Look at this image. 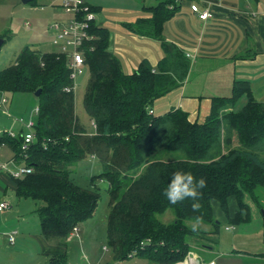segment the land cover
I'll list each match as a JSON object with an SVG mask.
<instances>
[{
  "label": "trees",
  "instance_id": "16d2710c",
  "mask_svg": "<svg viewBox=\"0 0 264 264\" xmlns=\"http://www.w3.org/2000/svg\"><path fill=\"white\" fill-rule=\"evenodd\" d=\"M177 3L157 0L144 6L148 17L126 25L134 33L162 39L163 24L176 14ZM89 33L93 37L81 46L88 69L82 102L93 131L80 122L74 92L65 89L73 83L65 55L24 45L15 62L0 70V92L40 90L35 140L22 150L23 130L15 136L6 132L0 145L10 148L11 160L32 167L22 177H11L18 197L37 201L41 234L62 244L74 226L92 216L100 198L95 177L107 182V247L115 260L141 256L151 264L182 262L193 251L188 236L218 232L213 200L232 223L250 218L245 194L264 208V100L252 96L249 81L236 79L229 96H212L201 121L191 120L180 107L149 113L185 78L188 58L164 43L167 51L156 67L143 59L128 73L109 50V28L91 21ZM243 95L246 102L236 108ZM171 152L178 155L168 157ZM88 155L102 171L93 176L91 187H81L70 177L71 166ZM177 170L205 179L199 212L192 210L191 200L172 205L162 195ZM167 210L173 219L164 221L158 215ZM196 216L203 217V224L193 231ZM65 257L61 254L60 261Z\"/></svg>",
  "mask_w": 264,
  "mask_h": 264
},
{
  "label": "crops",
  "instance_id": "0c3cea01",
  "mask_svg": "<svg viewBox=\"0 0 264 264\" xmlns=\"http://www.w3.org/2000/svg\"><path fill=\"white\" fill-rule=\"evenodd\" d=\"M85 1L98 6L97 13L105 11L98 0ZM156 2L154 0V3L146 4L143 1L136 10L129 7L126 11L123 8L122 13L108 9L102 22L95 19L97 23L109 28V50L118 56L123 70L128 73L136 70L143 59L156 67L166 54L164 43L180 49L190 61L188 72L181 83L155 101V113V107H160L164 112L172 107H180L187 111L191 120L201 121L209 113L211 97L229 96L236 79L249 81L252 96L264 100V0H179L176 14L163 24L162 39L128 29L126 23L148 17L149 13L144 6L155 5ZM191 2L200 9L207 8L211 16L205 20L200 19L192 11ZM117 13L123 16L114 17ZM52 45L54 49L50 50H57ZM245 102L246 96L243 95L237 101L236 108ZM191 114L201 117L192 119ZM23 129L22 124L19 131ZM10 155L12 157V152ZM22 163L13 160L12 168ZM2 199L9 200L11 204L8 209L0 211V235L3 236L1 241L5 242L7 232L12 229L17 230L18 234L21 229L24 234L28 221V202L15 194V181L8 171L0 172ZM248 204L250 218L244 222L232 223L224 213L214 214L219 222L222 219L225 222L223 232L219 225L217 233H206L219 243L217 250L213 245H201L195 250L194 247L199 244L188 240L193 255L177 264H264V213L256 205ZM235 208L236 205L229 208L230 214H233ZM77 227V234H70V239L78 236L79 225ZM205 228L210 229L211 226ZM193 236L201 237V234ZM206 254L212 256L204 259Z\"/></svg>",
  "mask_w": 264,
  "mask_h": 264
},
{
  "label": "rangeland",
  "instance_id": "374dc122",
  "mask_svg": "<svg viewBox=\"0 0 264 264\" xmlns=\"http://www.w3.org/2000/svg\"><path fill=\"white\" fill-rule=\"evenodd\" d=\"M59 0H34L23 2L22 0H0V39L3 43L0 46V70L7 65L14 63L19 51L24 45H30L33 48L41 50L54 49L52 45V31L50 24L55 20L67 19V14L59 7ZM103 5L106 12L110 10L121 12L124 8L126 11L136 10L137 6L144 1L146 4L154 3V0H98ZM94 5V4H93ZM98 5V4H97ZM104 12L96 14V21L102 22ZM117 13V17L123 16ZM63 17V18H61ZM30 23V27L26 26ZM88 78V71L76 78V88L74 90L75 112L80 122L88 131H93L92 120L86 114L83 107V92ZM2 97L6 102H2ZM177 103V102H176ZM37 106L35 94L29 92H0V135L8 132L18 133L22 124L30 118L36 119L34 112ZM157 113H163L165 110L155 107ZM168 108H166L167 110ZM192 119L201 117L191 114ZM11 150L8 146H0V163H8V169L12 168L10 160ZM264 157V151H260ZM178 153H168V157H174ZM22 163V162H21ZM23 164V163H22ZM3 169L2 171H7ZM102 171L100 163L91 155H88L71 166L70 177L81 187H91L93 176ZM94 182L97 184L100 192V198L91 217L79 223L78 236L67 238L64 242L57 243V239L45 238L40 231L39 217L35 211L37 201L27 198L23 199L28 202L27 215L28 221L26 231L23 234L19 230L15 238V243H10L8 238L1 241L3 236L0 235V264H151L146 258L133 256L124 260H115L112 252L107 246V221L106 215L109 210L108 195L106 190L107 182L103 177H95ZM14 197V195H11ZM244 200L253 205H258L251 200L248 194L244 195ZM235 207L233 198L229 200V208ZM214 214H221L219 204L216 200L212 201ZM260 210L261 208L258 207ZM164 221L173 219L170 210L158 215ZM224 220H220L221 232L224 231ZM203 224V223H202ZM188 240H193L199 244L194 247L199 249L201 245L214 246L217 250L219 243L215 238L208 234H201V237L188 236ZM65 253L64 261H60L61 254ZM210 255H204L208 259ZM188 260V255H186ZM183 260V261H186ZM176 264V263H175Z\"/></svg>",
  "mask_w": 264,
  "mask_h": 264
},
{
  "label": "built area",
  "instance_id": "2783aa9c",
  "mask_svg": "<svg viewBox=\"0 0 264 264\" xmlns=\"http://www.w3.org/2000/svg\"><path fill=\"white\" fill-rule=\"evenodd\" d=\"M176 2L179 0H175ZM59 6L61 9L69 15L65 20H55L50 24V30L52 31V43L56 47V51L67 57V67L70 70V76L73 80L71 86L66 87L67 91L72 90L74 92L76 88V78L83 74L87 69V65L84 59V53L81 48L83 43L93 36L89 33L90 22L95 21L96 12L90 8L89 3L85 0H60ZM192 11H194L200 19H207L211 16V12L207 9H200L197 4L190 3ZM27 27H30V23H25ZM2 102H6V98L2 97ZM38 107L36 106L34 112L37 114ZM153 109H149V113H152ZM35 120L30 118L23 124L24 129L22 131L23 140L21 143V149L25 150L29 144L35 140L34 132ZM10 136H15L16 133L8 132ZM13 161V160H11ZM8 163H0V172L3 169L7 170ZM9 174L14 178L22 177L23 175L32 171L31 166L26 164H19L14 168L7 170ZM11 206L10 201L6 199L0 200V211L8 209ZM77 226H74L71 235L77 234ZM17 230L12 229L7 232V238L10 243L15 242V236ZM107 248V246H103Z\"/></svg>",
  "mask_w": 264,
  "mask_h": 264
},
{
  "label": "clouds",
  "instance_id": "9594fccd",
  "mask_svg": "<svg viewBox=\"0 0 264 264\" xmlns=\"http://www.w3.org/2000/svg\"><path fill=\"white\" fill-rule=\"evenodd\" d=\"M204 187H206L205 179H197L190 171L177 170L172 174L162 195L172 205L182 203L185 200H191L193 201L191 204L192 210L194 212H199L201 209L199 200L202 196L200 189H203ZM202 222V216L194 217L193 222L190 225L191 229L195 231Z\"/></svg>",
  "mask_w": 264,
  "mask_h": 264
},
{
  "label": "water",
  "instance_id": "95a60500",
  "mask_svg": "<svg viewBox=\"0 0 264 264\" xmlns=\"http://www.w3.org/2000/svg\"><path fill=\"white\" fill-rule=\"evenodd\" d=\"M22 1H23V2H29V1H31V0H22ZM2 43H3V39H0V46H1ZM39 92H40L39 89L36 90V91H35V95L38 96ZM261 212L264 213V208L261 209ZM187 255H188L189 257H191V256L193 255V254H192V251H189V252L187 253ZM177 263H179V262H177Z\"/></svg>",
  "mask_w": 264,
  "mask_h": 264
},
{
  "label": "bare ground",
  "instance_id": "6f19581e",
  "mask_svg": "<svg viewBox=\"0 0 264 264\" xmlns=\"http://www.w3.org/2000/svg\"><path fill=\"white\" fill-rule=\"evenodd\" d=\"M177 264V263H176ZM192 264H194V263H192Z\"/></svg>",
  "mask_w": 264,
  "mask_h": 264
}]
</instances>
